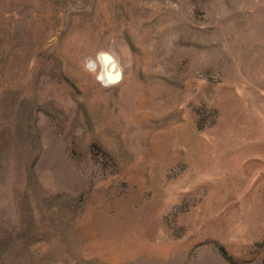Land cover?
<instances>
[{
    "label": "rangeland",
    "instance_id": "rangeland-1",
    "mask_svg": "<svg viewBox=\"0 0 264 264\" xmlns=\"http://www.w3.org/2000/svg\"><path fill=\"white\" fill-rule=\"evenodd\" d=\"M0 264H264V0H0Z\"/></svg>",
    "mask_w": 264,
    "mask_h": 264
},
{
    "label": "bare ground",
    "instance_id": "bare-ground-1",
    "mask_svg": "<svg viewBox=\"0 0 264 264\" xmlns=\"http://www.w3.org/2000/svg\"><path fill=\"white\" fill-rule=\"evenodd\" d=\"M102 63L104 64V63H106L107 64V60L104 58V59H102ZM104 66V65H103ZM115 66V65H114ZM105 68H107L106 69V73L105 74H103L105 77H107V78H112L113 76H114V69L112 68L111 69V66L110 67H108V66H106Z\"/></svg>",
    "mask_w": 264,
    "mask_h": 264
},
{
    "label": "water",
    "instance_id": "water-1",
    "mask_svg": "<svg viewBox=\"0 0 264 264\" xmlns=\"http://www.w3.org/2000/svg\"><path fill=\"white\" fill-rule=\"evenodd\" d=\"M112 68L114 69L113 65L111 66V69H112ZM103 74H104V73H103ZM103 74H102V80L110 79V78L105 77Z\"/></svg>",
    "mask_w": 264,
    "mask_h": 264
}]
</instances>
